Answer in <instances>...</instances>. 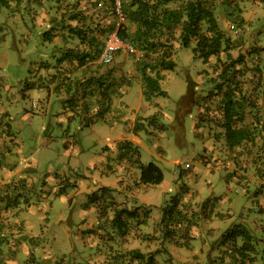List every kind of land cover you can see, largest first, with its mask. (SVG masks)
Listing matches in <instances>:
<instances>
[{
  "label": "rangeland",
  "instance_id": "obj_1",
  "mask_svg": "<svg viewBox=\"0 0 264 264\" xmlns=\"http://www.w3.org/2000/svg\"><path fill=\"white\" fill-rule=\"evenodd\" d=\"M59 1L60 3H57ZM206 1L213 5L217 21L224 28L226 35L232 41L237 38L236 46L234 42L230 51L232 56L242 54L245 62L242 70L234 73L236 78L233 81L237 82V88L240 87V93L235 89L232 97L239 99L242 104L241 123L249 128L256 124L253 143L242 145L246 149L236 148L240 153L235 158V155L232 156L235 161L230 168L236 170V177L238 174L247 176L252 169L256 170L255 172L262 175L260 179L263 186L264 159L260 156L256 160V156L257 152L264 149V0ZM130 2L131 0H122V8L126 9ZM59 4L70 6L69 11L65 9L66 11L60 13L57 7ZM178 4L172 2L169 5L174 7ZM0 6V94L2 92L5 95L3 99L0 98L3 100L0 101V110L4 108L3 110L7 111L1 123L8 120L11 130H14V134H8L0 124V264H86L87 259L90 260L89 264H121L128 260L127 256H123L127 248L117 241L122 240V237L118 236L121 234L115 226L114 235H110L109 225H112V222L109 219L104 221L105 227L100 231L91 232L92 243L95 245H88L83 240L98 218L94 206L96 198L97 201L100 200V204L114 208L115 197L124 201L127 208H123L132 210L134 214L138 208L142 214L161 218L160 208L171 199L177 198L181 185L185 184L197 191L191 201L195 209L193 225H196L201 220L200 206L204 205L205 209L211 199L219 201L221 195L235 192L232 184L227 188L220 171H209V166L214 163L213 159L208 168L203 163L208 161L201 160V155L204 154L205 157L217 159L222 155L226 157L232 154L225 152L222 129L217 120L221 114V98L226 88L215 85L222 82L225 76L222 74L220 77L218 74L220 68L214 66L215 57L206 61L193 57L191 47L180 44L177 36L179 30L176 29L170 40L172 47L169 56L174 62V67L163 71L160 81L161 89L165 90L166 94L145 100L139 96L142 86L139 66L145 60L141 50L133 46V51L118 52L109 64L97 61V53L106 35L121 29L111 0H7V4L0 1ZM44 11H47L46 15ZM54 12L57 16H54ZM70 14L76 17L70 18L68 22ZM61 20L62 23H59ZM231 24H234L235 32L230 28ZM48 26L51 29L57 28L60 32L62 30L64 39H45L43 30ZM74 26L76 32H82L81 36L71 31ZM133 28L130 25L129 31ZM53 41L56 45H63L64 41V44L71 46L75 52L87 54V58L80 63L77 60L67 63L77 69V72H81L83 80L77 79L78 88L87 87L88 81L91 80L88 79L90 72H95L97 76V79L91 80L95 88L97 81H101L100 85L109 86V82L115 79L133 84L120 101L117 100L118 96L112 97L109 117L113 116V111L121 124L127 125L121 121V114L123 116L124 113H130V106L127 104L143 106L148 102L145 113L152 107L155 108L153 112H157V115L153 124H145L144 128L136 130L141 132V144L137 147L140 157L139 163L133 161L132 164L137 171H140L139 164L153 162L158 165L163 173L159 183L150 185L147 189L135 190H121L118 184H114L115 188L107 191L103 186L110 183L108 181L114 183L119 177L123 178L127 171H117L111 177L92 174V170L98 172L102 165V162L97 161L103 153L105 141L110 140L108 137L114 134L108 121H96L89 127L86 123L77 121L65 136L55 120L54 114L58 109H62L56 96L53 95L46 105L43 99H46L47 94L44 90L43 93L39 91L37 87L28 90L25 96L21 95L25 80L32 78L38 82L40 66L45 63L54 64L52 55L55 52L50 50ZM221 58L226 60L225 54L221 53ZM32 101L36 103L34 107L31 105ZM202 103L203 119L198 120L200 126L196 127L194 124L197 121L198 106ZM105 104L103 103V108ZM51 125L54 134L46 139L49 147L46 149L42 146L46 141L43 138L50 133ZM117 128L122 129L121 126ZM147 131L148 133H145ZM159 132L163 133L154 138ZM64 139L71 144H63ZM252 160L253 163H250ZM93 163H96V168L91 170L89 167ZM186 164L188 167H185ZM52 177L56 179L51 181ZM68 180L75 182L76 186H67L66 193L56 196L59 185L66 184ZM237 189L240 191L238 187ZM132 190L138 194L132 195ZM102 195H105L104 198ZM258 200L261 201V196ZM263 200L264 194L262 202ZM225 201L220 203V206L216 205L220 211L228 210L227 200ZM258 208L259 206L252 204L243 215H240V212L233 215L232 220L243 217L246 224L251 221L254 224L255 220L257 226L262 225L264 221L260 222L259 218L264 220V210L260 211ZM255 211L256 213H253ZM202 213H206V210ZM218 220L213 223L212 234L203 233L199 226L196 232H189L188 239L193 237L192 241L197 248H202V252L193 253L198 257L184 264H216L214 251L211 250L210 253L209 248L223 237L217 228ZM129 225L130 221L127 219L123 228L124 234L132 229ZM157 227L159 231L165 228L160 222ZM249 229L252 237L264 235L262 230L256 232L252 227ZM181 232L178 229L175 235L165 236L164 247L171 250L172 243L177 248H182L186 256L191 258L192 253L175 241L187 239L182 237ZM202 241L209 243V246L204 245ZM251 241L252 251H256L254 253L257 255V264H264L263 245L253 238ZM173 264L182 263L174 260ZM236 264H240L238 260Z\"/></svg>",
  "mask_w": 264,
  "mask_h": 264
},
{
  "label": "trees",
  "instance_id": "obj_2",
  "mask_svg": "<svg viewBox=\"0 0 264 264\" xmlns=\"http://www.w3.org/2000/svg\"><path fill=\"white\" fill-rule=\"evenodd\" d=\"M0 1L7 4V0ZM172 2H178L179 4L172 7L169 5ZM57 3H60V1ZM60 5L61 4L57 6L60 13L66 11L65 9H68L69 11L70 6ZM123 12L125 14L126 22L121 26V29L118 30V33L123 40L129 42L138 50H141L143 56L145 57V60L141 62V65L139 66V72L142 81L141 94L143 95L145 100H150L152 96L166 94L165 90L161 89L160 81L162 79L163 71L172 69L174 67V62L169 58V56L172 47L170 44V40L174 36L176 29L179 30V34L177 36L180 40V44L184 47L190 46L193 57L201 58L203 61H206L210 57L216 58L214 66L220 68V72L218 74L220 75V77H222V74H225V76L222 78V82H218V84L215 85L219 88H226L223 92L224 96L223 98H221V114L220 116H218L217 120L219 126L222 129L221 136L223 137V140L225 142V152L232 153L230 156L228 154L226 157L229 158L228 160L230 161V163L234 162L235 159L233 158L238 156L240 153L236 150V148L246 149L242 145H245V143L247 142L253 143L255 138L254 136L256 134L254 132L256 124L252 125L249 128V126H245L243 125V123H241V120L243 118V108L241 106L242 104L239 99L233 98L232 94L235 89L238 93H240V87L238 86L237 88V82L233 81L236 78V75H234V73L242 70L241 67L244 64L245 60L242 54L232 56L230 50L232 49L234 42L236 46L237 38L233 39L234 41H232L230 37L226 35L224 28L217 21V18L214 14L213 5L206 0H131V2L127 5V8L123 9ZM54 16H57L56 12H54ZM75 17V15L70 14L67 18V21L69 22L72 18ZM59 23H62V20L59 21ZM67 25L69 26V24ZM130 25L134 27L131 31H129ZM230 28L233 30V32L236 31L234 24H231ZM71 31L80 36L82 35L81 31L76 32L75 26L74 30ZM64 35L65 34L62 30L60 32L57 28L51 29L50 26L43 30V36L48 41H52L54 38L58 37L64 39ZM70 47L71 46L64 44V41L63 45H56L53 41L51 43L50 50L55 52L52 55V58L55 59V62L52 65L47 63L43 64V69L52 70V68L57 67L62 63H68V61H70L71 63L75 60L80 63L87 58L86 53L80 54L78 52H75L73 48ZM221 53L225 54L226 60H221ZM50 62L52 63V61ZM42 67L40 66L39 69H42ZM80 73L81 72H77L76 69V77L72 80L74 88H76V91L79 92L81 98H84L85 95L91 94L92 90H94L97 94L100 93L102 100L101 103L98 104L100 105V107H96L97 109L99 108V111L95 109L97 112L95 111V114L93 115L99 114L103 116L102 112L105 113L110 107L111 102H109V100L111 101L112 99L111 94L113 93V91L115 92L114 89L117 88L114 87L113 81L109 82V86L108 84L100 85L101 81H97L96 84L98 85L97 88H95L96 86L91 80L97 79V76L91 72L89 73V75L91 76H88V79L91 80L88 81L87 87L82 89L78 88L76 85L77 79L80 78V81L83 80L80 76ZM51 74H54L53 70L51 71ZM239 79L241 80V78ZM120 82V85H123V89L125 90H128L129 87L133 85L129 82ZM189 82L190 80H188V84ZM241 82L242 80L240 81V83ZM35 84L36 82L34 81L25 80V88L22 89L21 95L25 96L28 88L31 89L33 86H35ZM120 85H118V87ZM109 88L111 94H109ZM4 96V93L1 92L0 98L3 99ZM2 99H0V101H3ZM81 100L82 101L76 106L85 109L86 111L91 107V105H93V103L91 102L85 101L83 99ZM103 103H106L104 108ZM203 105L204 103L199 104L198 106L199 111L197 114V121L194 124L196 127L200 126L198 120L203 119L201 118ZM3 109L4 108L0 110V124L5 127L4 130H6L8 134L12 135L14 134V130H11V125L9 124L10 122L6 120L1 123V119L7 114V111ZM156 115L157 112L150 113L144 117L138 116L139 119L134 120L133 132H136L137 129L144 128L145 124H153ZM142 120H144L145 123ZM1 125L0 132L2 130ZM128 143V141H124L123 146L127 145ZM263 153L264 149H261L259 152H257L256 160L259 159L260 156H262L261 158L264 159ZM204 155H201L202 162L204 160H207L209 163L212 159L215 160V157H205ZM203 163L207 164V162L205 161ZM250 163H253V160ZM139 170V182L143 184H157L163 178V173L160 167L153 162H148L147 164H139ZM235 171V169L230 168L227 171V174H225L226 178L232 180L233 177H236ZM255 171L256 170L252 169L251 173ZM255 174H257L260 178L262 176L258 172H255ZM68 181L64 185H59L58 193H56V196L66 193L67 186L75 187V182ZM96 207L99 213V217L103 219L102 225H104V221H106V219H109V221L112 222V225H109V228L111 229L109 230L110 235H114V226L119 230L118 233H120L121 235L124 234V224L127 219L132 217V215L134 214L132 210L130 211L123 207L113 208L111 207V205H103L100 204V202L96 203ZM259 210H264V208L260 207ZM109 215L110 218L108 217ZM194 217L195 211H193V209L185 205L181 206L178 197L173 198L162 208V216L159 222L162 223L165 228L160 232L164 237L167 235L173 236L175 235L176 230L179 229V231H182V237H187L188 239L190 229L195 223ZM106 230H108V227H106ZM90 231H93V229ZM223 237L232 241L231 251L233 253H237L239 257L238 261L240 264H244L245 260H249V252L253 250V245L251 236L245 227H240L239 225L234 226L230 230L226 231ZM237 237H240L242 239V242L239 245H236ZM175 241L177 244H182L184 246H187L189 244L187 243L186 239H184L183 241ZM123 256H127L128 260L126 262H120L121 264H131L132 261H135L134 264H154V257L152 253H149L145 256L144 253L140 252L137 249H127L124 251ZM88 262H90V260L87 259L86 264H89ZM92 264L95 263L93 262Z\"/></svg>",
  "mask_w": 264,
  "mask_h": 264
},
{
  "label": "crops",
  "instance_id": "obj_3",
  "mask_svg": "<svg viewBox=\"0 0 264 264\" xmlns=\"http://www.w3.org/2000/svg\"><path fill=\"white\" fill-rule=\"evenodd\" d=\"M46 14L47 11H44V15ZM52 70L54 71V74H51ZM52 70L39 69V81L36 82L35 86H33L32 88L37 87L42 93L43 90L46 92L47 97L45 100L43 99L46 105L49 104V100L53 97V95L59 99L60 108L62 109H58L57 113L54 115L56 116V124L62 131V134L67 136L72 125L77 121H79L81 124L86 123L87 127L91 126L96 121H100L102 123L108 121V125L110 126L112 134L114 132L113 135H110L111 137H108V139L110 140L105 141L104 143V147L102 149L103 153L99 156V159L97 161L102 162V165H100V167L98 168V172L92 170L96 168L97 162L91 164L89 168L92 170L93 175H96L97 173L101 177H111L115 172L123 171L124 169H127L128 172L126 171V176H124L123 178L119 177V179H116L114 183L113 181H108L110 183H107L103 187L105 189L107 188V191H109L110 189L115 188L113 187L114 184H118V188H121V190H130L131 188L135 190L139 188L147 189L150 187V185H153L143 184L139 182V171H137L135 169V165L132 164L134 163L133 161L139 163L140 156L137 147L141 144V132H133V124L135 118H137L138 116L144 117L146 114L148 115L150 113H153L155 108L152 107L147 113H145L146 111L144 110L148 108V102H145L143 106L141 104H127L130 106V113H124L123 116L121 114V121L127 125H122L120 119L116 118V114H113V111V116L109 117L108 114L110 113V107L105 113L102 112L103 116L99 114L93 115L95 114L96 110L99 111V108L97 109L96 107H100V105H98L101 103L102 100L100 93L97 94L94 90H92L91 94L85 95L84 98H81L79 92L76 91V88H74L72 81L76 77V69L70 67V65L67 63H62L61 65L52 68ZM93 73L95 74V72ZM29 81H33V79L31 78L29 79ZM120 83L121 82L118 79L113 80V85L117 89H114L115 92L113 91V93L111 94V97L117 95L118 97H116L119 101L129 92V89L132 87L130 86L128 90H125L123 89V85H120ZM118 85L120 86L118 87ZM139 96L141 98L143 97L141 94V88ZM81 99L91 102L93 103V105H91V107L87 111L76 106L82 101ZM109 102L112 103V99L111 101L109 100ZM31 105L32 107H34L36 105L35 101H32ZM140 110L142 111L141 113ZM118 126H121L122 129L119 130V128H117ZM50 130L51 131L48 136L43 139L48 140L54 134L52 133V131H54L52 125ZM92 131L93 130L91 129V132ZM145 133H148V131ZM160 133L163 132H159L158 135L154 138L160 137ZM47 140L42 145L43 147H46V149L49 148L47 146ZM124 141H128L129 143L123 146ZM63 144L69 145L71 143H69L67 139H64ZM157 153L160 154L159 152ZM231 164L232 163H230V161L226 159L223 155L221 156V158H215L214 163L212 164V166H209V168V163L205 164L211 172H213L214 170L220 171L221 177L223 178V181L226 184L227 188H230V185L232 184V187L234 188L235 192L227 193L224 196L221 195L219 201H212L211 199V203L205 209H203L204 205L200 206L199 214L201 216V220L199 221V223H196V225H193L191 227L190 234L191 231L196 232L198 226L203 229V233L207 235L212 234V230L214 229L213 223L216 221V219H219V225L217 226V228L220 230L223 236L226 231L230 230L231 228L237 225L242 227L245 225V228L248 229L249 234L251 233V230L249 229L250 227H252L256 232H259L260 230L264 231V223L262 225L259 224L257 226L254 220V224L251 223L252 221L249 222L250 224H246L243 217H241V219L239 220H232V218H234L233 215H236L237 212H240V215H243V213H245V210H249L250 205L252 204H254L255 206H259V208H264V200L262 202V195L264 194V185L261 186L262 181L260 177L255 174V172L247 174V176H245V174L244 176L238 174V177H233L232 180L227 179L225 174H227V171L230 169ZM51 179V181H54L56 178L52 177ZM237 187L240 191H238ZM131 194L137 195L138 192L133 191ZM195 194H197V191L195 189H192L186 186L185 184H182L181 192L180 194H178L180 205H185L193 209L194 207L192 206L191 201L193 200ZM104 196L105 195H102V198H104ZM259 196H261V201L258 200ZM143 198L145 197H142V199ZM113 200L115 201V203H113L114 207L126 206L127 208V205L126 203H124V201H119L115 197H113ZM225 200H227L228 210L226 212H223L220 211L217 206H220V203H223ZM98 202H100V200H96V202H94L95 207L96 203ZM89 203L92 204L91 202ZM95 209L96 215H98V218L96 219V224L91 225V228H89V233L84 235L83 238V240L87 242L88 245H95L92 243L93 233L91 232L93 231L90 230L93 229L100 231L101 228H104V226L102 225L103 219L99 217L97 207ZM194 210L195 209H193V211ZM205 210L206 213L203 214L202 212H205ZM160 211L162 214V208H160ZM253 213H256V211ZM108 217L110 218V215ZM158 217L159 216L154 217L152 215L148 216L142 214L141 209L136 208L135 214H133L132 217L128 218V220L130 221L129 228L130 226H132V229L124 235H118L122 237V240L117 241L120 242L122 247H125L127 249H137L140 252L144 253L145 256L149 253H152L154 257V264H173L174 260H179L180 263L184 264L191 262L190 259L198 257L193 253H201L202 248H197L194 241H192L193 237H189V239H186L187 243L189 244L187 246H184L186 250L192 253L191 258H189V256H186L182 248H177L172 243H170L171 250L165 248L164 245L166 239L157 227V224L160 220V218ZM259 220L260 222L264 221L261 219V217L259 218ZM250 236L251 239L253 238V240H258L264 247V235H260L259 237H252V235L250 234ZM241 242L242 239L240 237H237L236 245H239ZM202 243L204 245L207 244L205 241H202ZM207 245L209 246V243ZM231 248L232 241L230 239H225L224 237H222L221 239L217 240L215 244H212L210 246L209 251L210 253L211 250L214 251V259L216 261V264H236V260H239V258H237L238 256L236 252L233 253L231 251ZM254 252L256 251L254 250L249 252V260H245L244 264H257V255Z\"/></svg>",
  "mask_w": 264,
  "mask_h": 264
},
{
  "label": "built area",
  "instance_id": "obj_4",
  "mask_svg": "<svg viewBox=\"0 0 264 264\" xmlns=\"http://www.w3.org/2000/svg\"><path fill=\"white\" fill-rule=\"evenodd\" d=\"M112 4L113 12L118 19V23L122 26L126 22L122 0H112ZM121 50L133 51V46L123 40L117 30L111 31L106 35L104 43L97 53V61L101 64H109ZM187 166L188 164L185 165V167Z\"/></svg>",
  "mask_w": 264,
  "mask_h": 264
}]
</instances>
